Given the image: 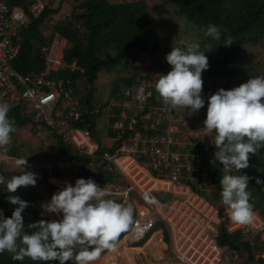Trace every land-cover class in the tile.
Segmentation results:
<instances>
[{
    "label": "built area",
    "instance_id": "obj_1",
    "mask_svg": "<svg viewBox=\"0 0 264 264\" xmlns=\"http://www.w3.org/2000/svg\"><path fill=\"white\" fill-rule=\"evenodd\" d=\"M18 1L0 0V103L10 107L21 103L31 122L47 127L63 144L71 146L78 154L77 158H89L86 169L113 175L109 182L99 186L110 190L108 198L133 207V222L123 237L126 244L139 242L161 223L166 236L157 230V240L166 243L167 257L159 264H261V252L256 250V245L261 244L264 249V216L254 212L250 224L236 226L228 221L223 225L229 233L240 232L241 241L251 248L249 259L238 249L218 243L223 224L220 208L193 188L205 184L207 173L198 156L183 153L175 135L180 133L182 138L201 142L206 135L203 128L191 129L183 123L182 130L178 131L176 123L179 119L174 116V110H167L163 104H147L155 91L154 82L143 81L123 93L126 99L123 107L130 102L137 106L136 110L133 108L135 115L130 116L127 129L133 130L138 117L144 129L155 130L164 123L162 132L146 135L135 130L124 138L127 117L120 114V118L105 126L113 142L102 145L84 126L83 107L73 93L71 81L52 76L64 66L62 56L66 40L62 36L54 32L49 43L41 46L43 68L39 72L24 74L13 67L20 49L19 31L53 0H24L26 10ZM140 89H143V98H138ZM98 111L95 109L93 113L98 116L101 110ZM209 141L205 150L212 147ZM96 161L101 168L97 169ZM74 163L76 161L59 167L56 173L51 164H40L47 172V183L55 192L64 187L65 181L75 184L81 168ZM1 167H8L3 169L5 171H14V162L0 163ZM164 195L168 196L167 200L159 197ZM42 211L43 216L51 220L62 218V214Z\"/></svg>",
    "mask_w": 264,
    "mask_h": 264
},
{
    "label": "trees",
    "instance_id": "obj_2",
    "mask_svg": "<svg viewBox=\"0 0 264 264\" xmlns=\"http://www.w3.org/2000/svg\"><path fill=\"white\" fill-rule=\"evenodd\" d=\"M73 9L59 19L53 27V31L57 32L66 40V48L63 52L62 60L63 67L52 74L53 77L60 79H69L74 89L73 93H80L78 88L79 83L85 84V92L77 97L78 103L83 107L82 116L85 119V127L95 133L94 118L97 114L93 110L103 107L102 103L95 106L93 101L94 83L97 79V73L100 69L112 71L118 65L127 68V65L134 59L135 56L146 52L154 54L159 52V44L153 43L154 32L152 30L151 16L148 11V5L144 0L122 1L112 3L107 0H74ZM168 4L175 7L178 14L195 28L201 37L205 40V45L211 44L214 48L209 51L215 55L213 63H211L207 70L202 72V77H231L232 75L242 72L248 75L249 70L246 68L248 58L245 55L247 46H256L264 40V0H166ZM26 10L24 0L17 2ZM60 7H47L38 16H32L26 27H22L19 31L20 35V49L13 62V67L21 73L27 74L31 71L39 72L43 68V60L40 54V48L50 41V35L45 36V22L54 15L59 14ZM209 23L217 25L221 29V39L219 41L213 40L211 37H205L200 31L201 27H206ZM233 38L231 46L225 47L223 43L227 36ZM221 44V45H220ZM204 45V47H205ZM206 49V47H205ZM109 56L103 58V55ZM164 66L163 72L167 74L171 70V66L167 63ZM147 75L134 77H127L119 80L123 83V87L131 85H138L146 81ZM203 79V78H202ZM148 81V80H147ZM231 80L227 78L222 85V89L230 90ZM152 98L148 100L147 104L159 106L162 103L155 102L154 98L158 95L153 91ZM214 89H210L209 82L203 83L202 98L205 100L204 107L200 108L202 117L206 118L207 99L215 93ZM122 91L119 89V84H114L110 98H113L112 105L114 106L110 112L109 123L120 118V112L127 108L117 103L118 100H126L121 97ZM145 106L144 112L147 110ZM98 111V112H99ZM100 114V112H99ZM98 114V115H99ZM130 116L127 117L125 123L124 138L131 135L133 131L140 130L146 135H152L156 132H162L165 124L157 126V128H142V120L137 117V124H133V130H128L127 126L130 121ZM8 117L15 121V126L21 128L31 123L36 128L42 127L47 129L41 123L31 122V118L26 114L23 105L17 103L10 107ZM36 131L38 129H35ZM39 131V130H38ZM36 133V132H35ZM104 134V133H103ZM103 136V135H102ZM56 140L55 153H48L41 150V162L38 163V179L37 185L47 186L46 171L42 170L40 164L47 162L52 165L54 173L58 168L68 163L75 162V166L81 168V173L77 175L78 178L92 179L97 185L109 182L113 175L105 171L97 170L90 171L86 169V164L89 161L88 157L77 158L78 154L71 148V146L63 144L58 137L51 134ZM208 135H205L201 142L194 147H189L190 154L199 157L201 166L205 169L207 177L213 185V199L218 201L220 213L223 224L220 229L218 243L227 245L238 249L242 255H247L251 259V248L247 243L241 241L240 232H227L223 227L225 223L232 222L229 218L226 206L221 202V186L219 184L220 178L223 175L222 166L219 164H212L213 169H207L208 161L213 160V154L216 150L209 147L205 150V144L208 142ZM105 142H110L109 140ZM183 150V149H182ZM101 153L98 152V155ZM14 157H19L18 152H12ZM10 155V156H12ZM13 157V156H12ZM39 157L34 159L40 160ZM258 161H264V149L259 150L256 154H249V166L246 169H241L240 173L235 169L232 170L233 175H246L249 177L247 191L251 194L250 203L253 205V211H256L261 216H264V166L259 167ZM98 161H96L97 163ZM98 164V168L101 166ZM0 175L5 177V180L10 179L12 175H19V173L0 171ZM201 186V187H200ZM193 187L199 191L204 197L203 187ZM50 188V187H49ZM17 189L15 193L6 191V184L0 185V210L3 212L5 218L11 217L12 211L16 207L8 202L7 197L10 195L19 196L22 200L29 202V206L23 211V223L25 230L31 232L28 225L35 223L43 218L40 214V202L48 201L47 197L40 193L33 187ZM52 189V188H50ZM53 190V189H52ZM51 192V196L54 194ZM207 199V197H205ZM209 200V199H208ZM212 200L211 202H214ZM210 201V200H209ZM117 202V201H116ZM125 233V232H124ZM122 233L117 242L124 235ZM116 242V243H117ZM256 250L260 251V246L256 245ZM95 260L93 264L97 262ZM260 262H263L260 260ZM0 264H59L58 260L53 261H31L25 258L23 261L13 260L11 254L4 252L0 253ZM65 264H74L73 261L65 262Z\"/></svg>",
    "mask_w": 264,
    "mask_h": 264
},
{
    "label": "clouds",
    "instance_id": "obj_3",
    "mask_svg": "<svg viewBox=\"0 0 264 264\" xmlns=\"http://www.w3.org/2000/svg\"><path fill=\"white\" fill-rule=\"evenodd\" d=\"M200 31L205 37L221 39V29L215 24L202 26ZM232 43L233 38L229 35L221 44L228 47ZM179 45L172 47L165 56L171 70L159 74L153 88L167 110L195 112L205 105L202 72L208 69L209 62L204 53L214 48L207 44V50L202 51L200 43L185 39H181ZM138 98H143V89L139 90ZM262 101L264 76L261 75L230 90L218 89L207 99L206 118L201 129L206 134H214L211 140L216 151L210 163L219 164L223 169L219 181L221 202L231 221L242 225L250 224L256 212L247 191L249 177L231 172L235 169L240 173L241 169H246L249 154L264 149ZM9 110V104L0 103V163L14 162L16 172L13 173L19 175H12L7 181L0 175V184H6L7 192L15 193L20 187L35 186L39 177L37 173L25 170L29 167L26 158L8 154L12 142L10 134L16 131L15 121L8 117ZM1 170L5 171L2 167ZM109 195V189L90 178H78L74 185L65 181L64 187L40 206L41 211L62 214V218L51 220L41 213L48 221L41 219L28 225L31 232L25 230L22 216L29 202L19 196H8V202L16 207L9 218H5L0 210V253H9L16 261L29 258L34 262L58 260L59 264L69 261L93 264L105 250H115L133 222L132 205L118 203L108 198ZM122 233L124 235L117 242Z\"/></svg>",
    "mask_w": 264,
    "mask_h": 264
},
{
    "label": "rangeland",
    "instance_id": "obj_4",
    "mask_svg": "<svg viewBox=\"0 0 264 264\" xmlns=\"http://www.w3.org/2000/svg\"><path fill=\"white\" fill-rule=\"evenodd\" d=\"M112 3L116 2H122V1H135V0H107ZM147 3L148 11L151 16V23H152V30L154 32V39L153 43L159 44V52H156L154 54H148L142 52L141 54L137 55L132 59V61L127 65V68H125L122 65L116 66V68L112 71H107L104 69H100L97 73V79L94 83V93H93V103L96 105L102 103L104 108L101 111L103 114H105L106 109L108 108L109 114L112 112L114 106L112 105L113 98H110V93L112 92V88L114 84H119V89L122 91L121 97L125 98L123 96L124 91L131 87H123V83L119 82V80L127 78V77H134L147 75L148 78L143 80H148V83L150 82H156L158 79L159 74H165L163 72L164 66L167 67V62L165 60V56L171 51L172 47H178L179 41L181 39L188 40L189 42H198L200 43L201 50L205 51L204 45L205 40L203 37L200 36L198 31L193 28L188 22H186L177 12L175 7L171 4H168L166 0H144ZM74 0H53L49 5L48 8H57L60 7V12L57 15L49 17L45 22V36H49L53 34L55 31H53L54 24L59 20L67 16L69 12L72 11L74 5ZM208 57L209 65L213 63L215 55L213 53H209V51H206L204 53ZM245 55L248 58V62L246 63V68L249 70L248 75L245 73H236L232 75L231 77H202L203 83L209 82L210 89H214L217 91L218 89L222 88V85L226 82L227 78L231 80V86L233 88L238 87L240 84L247 82L248 79L256 76L261 75L264 76V40L261 41L256 46H247ZM109 54L103 55V58H107ZM134 86V85H132ZM153 87V86H152ZM78 88L80 90V93H75L76 98H80L81 94H83L86 90L85 84L79 83ZM154 89V88H153ZM112 99V100H111ZM160 101V97L157 95L154 98V101L157 102ZM264 102V101H262ZM117 103L121 104L123 106L124 103H126L124 100H118ZM128 111L130 113H127V111H123L120 114H124L126 117L129 115H135L136 110V103H128L126 104ZM135 110H134V109ZM125 110V109H123ZM107 117H110L108 116ZM174 116L178 117L177 124V130H182V124L185 123L186 126L192 129V127L198 128V127H204L203 121L205 120V117H202L201 110H197L195 112H191L190 110H182L177 109L174 110ZM104 117H101L98 119L99 121L103 119ZM105 121L109 123V118H106ZM37 126L33 127L32 124H28L25 127L19 128L18 126L16 128V131L14 133H11L12 142L8 146V154L11 155L12 152L17 151L19 157L15 158H26L29 167L26 168V171L36 172V168H38V163L41 162L40 153L43 149L44 151L48 153H53L55 149H58L56 147V140L51 137V134L47 129H43L42 127L36 128ZM35 129H38L37 131ZM101 134L104 133V128H100ZM36 132V133H35ZM198 133V131H197ZM207 135V134H206ZM214 135V134H212ZM212 135L208 134V137L210 139L209 143L212 144V148L216 150L214 144L212 143ZM98 139V138H97ZM176 141L179 143V146L183 149L184 154L188 155L187 153H190L189 147H194L196 143H198V140H193L189 138H182L180 133L175 135ZM100 141V140H99ZM113 141L110 140V144ZM101 144H108V142H104V137H101ZM34 157H39L40 160L34 159ZM5 166V165H4ZM258 166L263 167L264 161L260 162L258 161ZM8 167H6L7 169ZM206 168L213 169L214 166L208 161ZM5 169V167L3 168ZM5 169V170H6ZM5 172H16V171H5ZM18 173V172H17ZM7 181V180H5ZM2 185V184H0ZM205 186L203 187V193L207 199L210 201L213 199V185L210 182V178L207 177L205 181ZM27 187H33L36 190L40 191L41 194H43L45 197H47L48 200L51 198V192H53L52 189H50L47 186L37 185L35 186H27ZM27 187H20V190H24L23 188ZM47 201L40 202L39 206H42ZM215 204H218L217 200H214ZM44 214L43 211L40 212V214ZM161 230L163 233V236H166V230L163 226V224L159 223L154 229L150 230L145 234V237L142 238L139 242L133 243V247L131 245H128V247H124V241H120L121 248L118 250L122 252L123 261L115 258L110 261L105 260L102 256L99 258L96 264H123L122 262H126L127 264H159L157 260L153 258V256L149 253L148 248L152 250L150 243H147V241H151L154 236L156 235V231ZM117 243V244H119ZM147 243V244H146ZM134 246H141V248L134 247ZM137 248V249H136ZM154 248V247H153ZM142 249V252H136L137 250ZM264 250V249H263ZM103 258V259H102ZM56 261V260H55ZM108 262V263H107Z\"/></svg>",
    "mask_w": 264,
    "mask_h": 264
},
{
    "label": "crops",
    "instance_id": "obj_5",
    "mask_svg": "<svg viewBox=\"0 0 264 264\" xmlns=\"http://www.w3.org/2000/svg\"><path fill=\"white\" fill-rule=\"evenodd\" d=\"M132 86V85H131ZM102 110L104 109V108H101ZM124 111V110H123ZM123 111H121V113L123 112ZM109 114V110H108V108L106 109V112H105V114H103V112L102 111H100V114L95 118L96 119V123H95V133H96V136H97V138H98V141L99 142H101V137H102V134H101V131H100V128L102 129V127L104 128V134H103V137H104V142L105 141H107V140H110V138L109 137H111L110 135H109V133L107 134V131H106V129H105V126H106V124H107V120L105 121L104 119H105V116H106V118H109V117H107V115ZM109 116V115H108ZM101 117H104L103 119H101L100 121L98 120V119H100ZM33 127H35V126H33ZM110 143L108 142V144H104L105 146H108ZM103 145V144H102ZM57 151V149H55V151L53 152V153H55ZM12 155V154H11ZM13 157H14V155H12ZM156 233V235L154 236L155 238H153V239H155L156 241H157V238H158V235H157V232H155ZM148 242V241H147ZM160 244L162 243V244H164L165 245V247L163 248V249H161L160 248V246H158L157 248H153V247H151L152 248V250H150V248H148V250H149V253L153 256V258L155 259V260H157V262H160V261H162V260H165L166 259V257H167V255H166V247H167V245H166V243L165 242H159ZM147 244V243H146ZM151 246H152V244H151ZM134 247H138V248H141V246H134ZM260 254H261V260L263 261V262H261V264H264V250H263V246L260 244ZM161 249V250H160ZM160 250V251H159ZM104 252H106V250L104 251ZM104 252H102L101 253V255H100V257L104 254ZM159 255V256H158ZM162 255V256H161ZM158 256V257H157ZM99 257V258H100ZM103 259V258H102ZM128 260H126V262H127Z\"/></svg>",
    "mask_w": 264,
    "mask_h": 264
},
{
    "label": "bare ground",
    "instance_id": "obj_6",
    "mask_svg": "<svg viewBox=\"0 0 264 264\" xmlns=\"http://www.w3.org/2000/svg\"><path fill=\"white\" fill-rule=\"evenodd\" d=\"M230 224H232V225H239L238 223H234L233 221L232 222H230ZM155 238V237H154ZM122 241H124V244H123V246L126 248V247H128V245L126 244V242H125V239L124 240H122ZM147 243H150V245L152 244L153 245V247L154 248H157L158 246H160V248L161 249H163L164 247H165V245L164 244H160L159 242H158V240L156 241L155 239H152L151 241H148ZM121 243H119V244H116V247H115V250H112V249H108L106 252H104V254H103V258L105 259V260H107V261H110V260H112V259H115V258H118V259H120V260H122L123 261V256H125V255H123L122 254V252H120L118 249L119 248H121ZM137 249V248H136ZM160 249V250H161ZM159 250V251H160ZM142 252V249H139V250H137L136 252ZM159 256V255H158ZM157 256V257H158ZM162 256V255H161ZM126 261V260H125ZM108 263V262H107ZM123 264H127V262H122ZM131 264V263H130Z\"/></svg>",
    "mask_w": 264,
    "mask_h": 264
},
{
    "label": "water",
    "instance_id": "obj_7",
    "mask_svg": "<svg viewBox=\"0 0 264 264\" xmlns=\"http://www.w3.org/2000/svg\"><path fill=\"white\" fill-rule=\"evenodd\" d=\"M161 199L163 200H167L168 199V196L167 195H164V196H159Z\"/></svg>",
    "mask_w": 264,
    "mask_h": 264
}]
</instances>
